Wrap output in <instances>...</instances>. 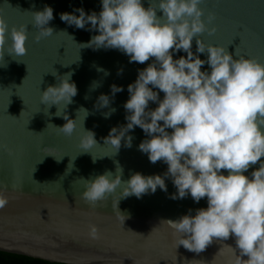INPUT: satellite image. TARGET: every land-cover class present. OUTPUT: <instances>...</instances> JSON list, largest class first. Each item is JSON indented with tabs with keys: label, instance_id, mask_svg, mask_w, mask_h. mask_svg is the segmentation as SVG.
Returning <instances> with one entry per match:
<instances>
[{
	"label": "water",
	"instance_id": "water-1",
	"mask_svg": "<svg viewBox=\"0 0 264 264\" xmlns=\"http://www.w3.org/2000/svg\"><path fill=\"white\" fill-rule=\"evenodd\" d=\"M0 251L264 264V0H0Z\"/></svg>",
	"mask_w": 264,
	"mask_h": 264
},
{
	"label": "trees",
	"instance_id": "trees-1",
	"mask_svg": "<svg viewBox=\"0 0 264 264\" xmlns=\"http://www.w3.org/2000/svg\"><path fill=\"white\" fill-rule=\"evenodd\" d=\"M0 264H61L0 251Z\"/></svg>",
	"mask_w": 264,
	"mask_h": 264
}]
</instances>
